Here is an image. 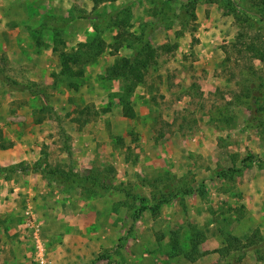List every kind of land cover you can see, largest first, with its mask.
<instances>
[{"label": "rangeland", "instance_id": "374dc122", "mask_svg": "<svg viewBox=\"0 0 264 264\" xmlns=\"http://www.w3.org/2000/svg\"><path fill=\"white\" fill-rule=\"evenodd\" d=\"M241 7L258 9L0 0V264H264V65L242 39L264 40V26ZM47 16L67 21V49L95 26L108 44L77 91L54 78ZM114 21L158 54L132 93L131 118L116 97L123 80L107 69L138 42L115 54ZM69 171L93 176L98 194ZM192 241L189 263L178 248Z\"/></svg>", "mask_w": 264, "mask_h": 264}, {"label": "trees", "instance_id": "16d2710c", "mask_svg": "<svg viewBox=\"0 0 264 264\" xmlns=\"http://www.w3.org/2000/svg\"><path fill=\"white\" fill-rule=\"evenodd\" d=\"M114 1V0H107ZM253 5L257 6L258 9H246L241 7L243 14L251 15L254 18L257 17L258 21L264 26V0H251ZM234 4V0H228ZM46 23L51 22V31L53 32V48L52 51L57 53L59 61V72L55 75V80L60 78L62 83L69 90L77 91L80 87L79 80L84 77L85 69L87 66L94 64L99 60L101 55L108 48V44L102 38V32L95 26V35L85 42L80 43L74 49H67L65 41L61 38V31L68 24L64 19H58L56 17L47 16L45 19ZM119 32L114 37L113 50L115 54L118 49L122 46L127 48H133V42H138V50L131 57H120L116 58L113 64L107 69V73L110 77H118L123 80V87L119 93H116L118 102L121 105L122 114L124 117L131 118L133 116V108L131 104L132 93L135 89L137 83L142 82L144 73H146L151 67L152 64L156 63L157 58V49H154L150 46L149 43L143 41L142 38L134 36L132 34H127L122 29L120 23L114 21ZM245 21L244 23H246ZM245 40V50L251 54L252 58L258 59L264 65V40L260 37H256L250 40L242 37ZM164 46H161L159 49H164ZM2 72L0 71V75ZM14 87H21L17 82H10ZM34 83L23 86L26 90H31ZM93 111H90V113ZM93 116V115H92ZM90 119L86 118L83 123H87ZM45 165V162H37L35 167H41ZM14 167H9L8 170L15 169ZM1 170V169H0ZM55 174L56 171L53 170ZM68 176L72 177L73 182L85 190L90 195L98 194V191L95 190L93 185V176H81L78 173H73L69 171ZM93 180V181H92ZM91 181V182H90ZM91 183V184H90ZM94 192V194H92ZM144 201V199H141ZM166 202V199L163 198V201L158 202L154 205L153 210L157 211L162 203ZM146 208V207H145ZM143 208V209H145ZM141 209L139 212H142ZM177 247V241H174ZM191 250L187 251L184 249L178 248V253L181 254L189 263L194 262V254L196 253V248L198 246L197 241H192Z\"/></svg>", "mask_w": 264, "mask_h": 264}, {"label": "built area", "instance_id": "2783aa9c", "mask_svg": "<svg viewBox=\"0 0 264 264\" xmlns=\"http://www.w3.org/2000/svg\"><path fill=\"white\" fill-rule=\"evenodd\" d=\"M27 226H29L28 224H26Z\"/></svg>", "mask_w": 264, "mask_h": 264}]
</instances>
